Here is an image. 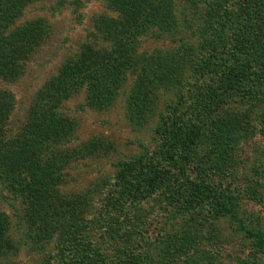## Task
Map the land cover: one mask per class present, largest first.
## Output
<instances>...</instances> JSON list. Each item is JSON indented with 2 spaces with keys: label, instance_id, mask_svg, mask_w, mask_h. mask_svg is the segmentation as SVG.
<instances>
[{
  "label": "rangeland",
  "instance_id": "obj_1",
  "mask_svg": "<svg viewBox=\"0 0 264 264\" xmlns=\"http://www.w3.org/2000/svg\"><path fill=\"white\" fill-rule=\"evenodd\" d=\"M172 9L173 23L139 34L135 66L108 109L90 107L85 89L62 106V114L75 121L70 149H98L68 165L63 187L64 194H90L86 225L43 243L36 226L27 222L22 202L8 194L0 179V209L11 220L15 241L0 264H264V248L236 222L264 233V85L253 80L251 91L241 87L224 94L215 85L214 73L196 66L199 59L208 58L220 66L227 63L215 62L198 39L220 22L225 25L226 47L235 49L238 44L239 62L249 60L264 77V0H177ZM101 16H118L108 0H35L23 9L8 32L36 23L42 27V40L23 62L20 76L0 81V91L10 92L15 104L7 137L21 131L38 94L63 64L88 49L111 48L112 41L97 30L95 22ZM155 33L162 39L154 38ZM179 49L186 51L185 80L157 88L151 112L133 123L128 101L137 82L151 83V67ZM137 60L142 63L137 65ZM147 89L152 91L148 84ZM254 90L260 92L258 98L252 96ZM167 125L198 134L187 172L197 179L204 175L203 168L209 171L237 206L238 218L217 215L207 203L185 210L184 198L166 187L148 199H134L142 177L159 167L170 169L161 156L167 148ZM140 159L144 169L137 170L128 185L119 182V164Z\"/></svg>",
  "mask_w": 264,
  "mask_h": 264
},
{
  "label": "trees",
  "instance_id": "obj_2",
  "mask_svg": "<svg viewBox=\"0 0 264 264\" xmlns=\"http://www.w3.org/2000/svg\"><path fill=\"white\" fill-rule=\"evenodd\" d=\"M34 1L0 0V81L20 76L23 62L32 56L42 40V35L39 34L42 27L36 23L8 32L23 9ZM175 1L177 0H108L118 16H101L95 23L99 33L112 41L111 48L100 51L88 49L75 60L63 64L58 74L42 88L31 108L30 118L14 136L6 135L8 119L15 106L14 97L8 91H0V179L8 194L22 202L26 208L27 222L34 228L36 226L37 235L43 243L57 234L70 236L75 228L77 231L82 229L88 220L85 206L90 201V194H64L63 187L68 165L75 158L85 156L86 151L92 154L93 150L98 149L87 146L70 149L68 144L73 138L71 136L75 121L62 114L64 102L85 89L86 101L90 107L97 110L108 109L128 71L135 66L139 34L146 33L157 25L162 29L169 22L173 23L175 17L172 6ZM196 4L197 1L194 5ZM223 30L225 25L217 22L216 29L202 34L198 39L204 45L203 50L208 51L215 62L217 59H223L224 63L226 61L225 66L215 64L210 58L199 59L196 66L202 71L214 73V78H217L215 85L224 94H234L241 87H251V91L253 80L264 85V77L254 70L252 62H239L236 51L238 44L233 45L235 49L226 47ZM211 32L214 33L207 36ZM152 36L162 39L158 33ZM174 52H169L160 59L159 64L151 67L154 77L151 83H146L145 80L137 82L136 91H133L128 101L129 116H132L133 123L140 121L142 114L151 112V100L154 94L156 96L157 88L185 80L186 51L184 53L179 49ZM188 55L190 57V53ZM140 63L142 61H136L137 65ZM149 65L145 64L144 67ZM147 84L152 91L147 89ZM259 93L254 90L251 94L258 98ZM262 124L264 129V118ZM173 125H177V121ZM175 128L172 130L167 125L163 133L167 148L161 156L170 169L159 167L150 177H142V181L135 186L134 199H148L160 188L166 187L181 199L184 198L185 210L207 203L217 215L238 218L237 206L217 186L219 184L210 177L209 171L206 173L203 168L204 175L200 174L197 179L189 175L187 169L193 161L199 137L194 131L184 132L178 126ZM228 134L222 137L225 142ZM219 144L222 143L218 142L217 145ZM179 148H183V152L180 153ZM143 164L141 159L139 162L119 164L121 169L117 173V179L128 185L130 178L136 175L135 172L144 169ZM173 168L178 171L175 172ZM236 222L245 235L257 239V247L264 248V233L261 230H249L241 221ZM14 248L11 220L0 209V259L10 255Z\"/></svg>",
  "mask_w": 264,
  "mask_h": 264
}]
</instances>
